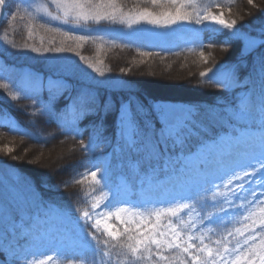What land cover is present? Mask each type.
Listing matches in <instances>:
<instances>
[{"label": "snow or ice", "instance_id": "obj_1", "mask_svg": "<svg viewBox=\"0 0 264 264\" xmlns=\"http://www.w3.org/2000/svg\"><path fill=\"white\" fill-rule=\"evenodd\" d=\"M235 3L236 0H138L136 6L126 9L123 0H50V5L37 6L35 13L29 4L11 11L9 26H14L18 20L27 19L28 38L33 37L34 30H43L51 34V38L47 47L41 37L39 47L25 44L24 48L38 54L75 51L80 60L101 77L105 71L98 65H102L103 60L94 64L76 49L91 41L100 51L110 42L102 36L76 35L37 22V13L76 28L107 23L123 25L127 29L149 25L156 29L171 30L172 34H181L186 38L188 46L185 51L198 55L204 65H209L199 72L201 81L220 89H231L238 85L234 73L230 70L221 71V68L210 64L212 53L209 51L206 54L205 49L213 45L205 44L200 34L227 30L229 35L224 41L225 45L232 39L243 40L245 50H251L257 44L264 45V39L257 40L242 32L237 27L236 18H226V13L227 17L233 16ZM247 3L257 7L254 0H247ZM5 5L6 0H0V9ZM183 25L197 27L184 28ZM56 36L62 37L59 44ZM4 39L11 43L7 36ZM111 43L113 47L118 46ZM12 46L16 47L15 44ZM138 55L147 58L159 56L160 53L138 51ZM260 67L264 73V56L261 57ZM120 71L123 73L126 70L121 68ZM62 87L58 81H49L50 91L55 88L58 92ZM0 89L13 101L31 99L32 115L51 116L48 104L37 106L38 101L29 95L36 91L35 84L17 90L10 82L0 80ZM91 99L82 95L69 105L71 125L63 122L59 125L66 137L75 141L79 136L76 121L90 110ZM132 108L131 101L121 103L118 117L121 136L129 146L135 145L136 137ZM225 111L230 121L245 122L253 130L245 129L239 135L226 133L224 137L211 142H201L197 153L185 156V167L201 157L204 163L211 159L215 167L210 173H197L198 179L190 183L182 194L158 204L150 201L141 204L122 201L120 192L108 185L107 168L96 165L86 168L71 181L81 185L82 190V198L75 208L76 215L71 210L56 206H49L46 213L71 225V236L63 237L53 244L54 251L51 254L29 257L20 249L13 259L18 264H264V207L259 211L254 207L256 203H264V188H261L259 196L256 190L245 188L246 183L264 186V176H257L258 172L264 173V91L259 102L246 93L236 106ZM191 114L188 110L182 121L167 125L162 130L165 142L171 140L174 148H182L183 129ZM11 131L22 138H31L30 133L15 126H12ZM79 146L84 154H88L96 144L91 138L87 144L80 139ZM240 146H244L245 150L240 151ZM15 151L12 142L0 146V153L11 156L13 160L20 159L12 155ZM63 186L68 187L69 182ZM221 188L223 191H220ZM249 195L251 200L248 199ZM209 196L213 211L207 210ZM237 202L241 208L240 226L228 227L227 216L222 214L231 215L228 210L235 209ZM66 249L78 250L80 258L65 257ZM86 254H91L90 261L83 258Z\"/></svg>", "mask_w": 264, "mask_h": 264}, {"label": "rangeland", "instance_id": "obj_2", "mask_svg": "<svg viewBox=\"0 0 264 264\" xmlns=\"http://www.w3.org/2000/svg\"><path fill=\"white\" fill-rule=\"evenodd\" d=\"M25 4H29L31 6V11L35 13L37 6L41 4L50 5V0H6V5L3 9H0V24L2 23L0 26V79L10 82L11 86L17 90L31 87L35 84L36 91L29 93L32 97L39 94L41 95L44 91L54 93L56 96L62 95L63 97L65 93L61 94V91L63 92L66 90L74 94L69 95L70 97H75L74 99L82 95L91 97L92 99L89 105L90 110L85 113L87 115L90 113L98 114L101 108H103L104 111L105 109L108 110L107 107H104V100L107 95V100L111 102V93L128 90L132 87V83L127 81L124 76L128 74V72L125 71L122 73L118 70L115 72L111 70L108 71L109 69H104L103 65H98L105 71V75L101 77L98 73L88 68L86 63L80 60V57L73 51L38 54L30 51V49L24 48L25 44L39 47L41 39L37 30H34V35L31 39L28 38L26 33L25 35L23 34L22 37L24 38L22 39L24 43L19 42L16 33L20 34L22 28L18 27L16 23L14 26H9L10 12L16 8L22 9ZM3 18L7 19L3 21ZM37 21L47 23L52 27L70 31L76 35L102 36L104 40L110 42L107 45H112L111 42L115 44H148L158 49L188 46L186 38L181 34H172L171 30L156 29L149 25H140L138 28L127 29L123 25L104 23L99 26L87 25L82 28H76L63 25L58 21H52L44 17L42 13H37ZM24 27H26V23ZM182 27L193 28L194 26L183 25ZM5 36H7L11 43L5 41ZM43 38L44 46L47 47L49 39L47 41V36H43ZM255 38L261 40L258 37ZM12 44H15L16 47H13ZM259 46L260 44H257L255 48L245 50L244 45L243 52L246 54L252 53L258 49ZM72 47L74 48V46ZM134 59L135 60L126 62V64L128 63L132 66L130 67L127 64L130 71L139 72L148 65L145 60L141 63V59H137L136 57ZM150 69L151 73L148 75L154 77V71H156V69L152 67ZM161 69L166 73L171 68L164 66L161 67ZM129 75H127V77ZM49 81H58L63 87L58 92L55 88L50 91ZM130 101L133 106V101ZM70 102L71 101H68L64 107L66 112L69 111ZM98 102L100 103L98 104ZM127 102L128 101L125 103ZM62 104L63 101H61L60 106H63ZM188 110H190L192 114L187 126L183 129L184 144L182 148H174L172 141L167 140L168 149L173 151L178 150V154L167 156L161 163L149 167L148 165H152V162L158 159L159 156L156 155L155 148L148 142L149 136L144 138V135H153L149 132L154 133L156 128H160V135H162V130L165 129L167 125L177 124L182 121ZM195 113L196 110L194 106L187 105L184 102H173L171 100L154 102L153 114L158 117L159 120L155 122H153V120H146L145 128L147 131L143 132L141 126L135 122V114L132 111L136 137L135 145L129 146L121 136L118 109V113L116 114L117 146L115 150L117 157L121 160V166L124 168L126 167V169L123 170V175L119 178L116 190L120 192L122 201L137 204L146 201L157 204L165 202L172 196L182 194L190 183L198 179L197 173H210L214 169V162L209 159L207 163H204L203 157L194 160L185 167L183 158L191 153H185L184 151L188 148V138L194 135L192 123ZM69 116L70 118L64 121L70 126L72 118L70 114ZM240 123L246 124L245 122ZM0 124L11 128L15 126L19 130L25 131V128L19 124L16 118L7 112L0 113ZM245 129L253 130L250 125L246 124L245 126H237L230 132H224L218 135L217 138L224 137L226 133H235L239 135V133ZM105 131L106 128L104 127L101 133L97 130L93 132L95 135H103ZM211 141L212 140H206L205 142ZM9 142L15 141L0 135V146ZM140 144H145V146L141 147ZM74 146V144H70L71 149H73ZM121 146H123V148H120ZM43 150L45 151L47 149ZM239 150L244 151V146H240ZM198 151L199 147L196 148L193 153H197ZM0 155L4 154L0 153ZM23 156H25V154H20V156H18L21 157L19 160L22 166L27 165L28 167L25 166L27 169L30 166H36L38 160L36 156L28 159ZM257 156H259L258 149ZM123 159L126 162H123ZM45 172H43V174ZM257 176H264V173L258 172ZM245 179L247 180L248 178ZM208 187H211V185ZM245 188L256 190L259 196L261 188H264V186L259 184L249 185L246 183ZM220 191H223V189L221 188ZM243 194L247 195V193ZM248 199L251 200L252 197L249 195ZM49 206L54 205L42 203L40 194L27 178L17 173L9 166L0 164V264H18L13 257L20 249H23L24 253L29 257L32 255L40 256L51 254L54 251L52 247L53 244H56L63 237L71 236V225L46 215ZM254 207L256 211H259L261 207H264V203H256ZM207 210L213 211L211 208L210 196L208 197ZM228 212L231 213V215L227 213L222 214L227 216L228 227L240 226L242 216L239 215L241 212L239 203L237 202V207L235 209H229ZM212 226L213 228L216 227V225ZM64 255L67 258H72L73 256L79 257L78 250L73 249H66Z\"/></svg>", "mask_w": 264, "mask_h": 264}, {"label": "trees", "instance_id": "obj_3", "mask_svg": "<svg viewBox=\"0 0 264 264\" xmlns=\"http://www.w3.org/2000/svg\"><path fill=\"white\" fill-rule=\"evenodd\" d=\"M123 3L126 9L132 8L137 5L138 0H123ZM254 3L257 7L249 5L247 0H236V3L233 5V16L227 17L226 13V18H236L237 27L242 32L252 37L264 39V2L263 0H254ZM24 22L27 24V19ZM24 22L20 20L15 22L18 27L22 28L20 34L16 33V36H18L17 40L22 43H24L22 40L24 39L22 38L23 34L27 33V27H24ZM37 33L40 34V37L47 36V41L51 38V34L45 33L43 30H37ZM228 35L227 30H221L217 33L202 32L200 38L205 44L211 43L213 45L212 48L205 49L206 54L209 51L212 53L210 64H214L217 68H221V70H230L236 73V79L239 84L237 88L232 87L231 89H220L213 84L201 81L199 72L204 71L209 65H204L198 55L185 51L186 47L159 51L145 44H129L126 47L124 46L125 44H116L118 45L116 47L105 45L103 50L98 51L97 45L90 41L83 45L82 48L76 49V51L80 52L81 56L86 57L92 63L103 60L102 65L104 69H110L115 72L124 68L128 72V74L124 75L125 79L132 83V87L128 90L111 93V102L107 100V95L104 100V107L108 108V110L105 109L107 113L101 108L98 114L90 113L87 118H83V121L79 122L82 132H79V136L75 141L70 137H66L59 127L60 122H58L60 118L67 115L64 108L68 102V99L66 100L67 97L63 98L62 95L56 96L54 93L44 91L41 95L33 98L38 101L37 106L39 104H48L51 108V116L48 114L32 115L31 99L13 101L3 89H0V113L7 112L15 117L19 124L25 128V131L31 134V138L29 136H23L22 138L21 135L11 131V127L0 124V135L15 141L12 142V146L16 151L12 155L20 156V154H25L27 151L25 146L43 152V149L53 148L55 143L65 145L68 152H75V156L68 163L62 165L56 171H49L44 174L29 171L26 168L28 167L27 165L22 166L19 159L13 160L11 156L0 155V164L10 166L30 179L38 192H40L44 202L51 203L64 210H71L76 215L75 208L82 198V190L81 185L73 184L71 181L86 168H92L94 165L100 168H107V162L104 165V161L111 160L110 156L115 157L116 111L121 103L128 100L133 101L135 121L141 126L143 132L147 130L145 128V121L153 120L152 103L154 101L168 100L184 102L197 108L193 128L200 135H204L203 137L229 129L236 122L230 121L225 110L236 106L240 97L246 93L251 94L254 100L259 102L262 91H264V73H262L260 67L261 57L264 56V45L259 47L255 52L245 55L242 40L232 39L225 45L224 41ZM55 39L57 44H59L62 37L56 36ZM72 46L75 48L74 44ZM138 51L158 52L160 55L145 58L139 56ZM73 52L76 53L75 51ZM135 57L148 63L139 72L130 71L129 66H132L128 63L129 66L126 64L127 61L135 60ZM159 66L171 68L166 74L171 73L175 67L187 71H191L194 68L196 70L197 82L193 85L192 91L196 95H200V98H182L180 100L175 97L162 98L152 94L151 90L144 84L140 72H148L149 74L151 73V67L157 70L158 68L161 69ZM127 75L129 76L127 77ZM209 76H211V73ZM206 80L207 78H205ZM61 101H63V106H60ZM104 127L106 131L103 135H95L93 132L97 130L101 133ZM154 132L155 135L150 136L149 142L158 144L160 150H163L164 143L162 138L157 135V128ZM147 136L149 135H144L146 138ZM90 138L95 141L96 147L90 150L88 154H84L80 150L79 140L83 139L87 144ZM200 140H197L195 143L192 142V146L199 143ZM70 144L75 145L73 149L70 148ZM20 150L23 152L20 153ZM113 164L115 167H111L110 170L107 168V182L114 189L115 178L118 174L116 158H113ZM65 182H69L68 187L63 186Z\"/></svg>", "mask_w": 264, "mask_h": 264}, {"label": "bare ground", "instance_id": "obj_4", "mask_svg": "<svg viewBox=\"0 0 264 264\" xmlns=\"http://www.w3.org/2000/svg\"><path fill=\"white\" fill-rule=\"evenodd\" d=\"M195 71L194 68L191 71H187L175 67L173 71L168 74L158 68L154 71V77H150L148 72L141 71L140 74L144 84L151 90L152 94L159 97H175L180 100L182 98L199 99L200 95H196L195 92L192 91L193 85L197 82ZM25 149H27V151L25 156H23L24 158L28 159L33 156L38 158L37 165L29 167L30 169L28 168L29 171L37 174H43L45 171H56L75 156V152H68V150H65V145L58 143H55L53 148H48L43 152L38 149L28 148L27 146H25ZM22 152L23 151L20 150V153Z\"/></svg>", "mask_w": 264, "mask_h": 264}]
</instances>
